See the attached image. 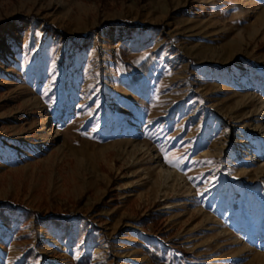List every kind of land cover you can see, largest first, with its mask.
Returning a JSON list of instances; mask_svg holds the SVG:
<instances>
[{"label":"rangeland","instance_id":"374dc122","mask_svg":"<svg viewBox=\"0 0 264 264\" xmlns=\"http://www.w3.org/2000/svg\"><path fill=\"white\" fill-rule=\"evenodd\" d=\"M0 202V264H264V0H0Z\"/></svg>","mask_w":264,"mask_h":264},{"label":"trees","instance_id":"16d2710c","mask_svg":"<svg viewBox=\"0 0 264 264\" xmlns=\"http://www.w3.org/2000/svg\"><path fill=\"white\" fill-rule=\"evenodd\" d=\"M52 25H48V32L51 31ZM153 61V54H150L149 56H147V58L142 61L140 64L138 65H133V64H129L128 66L132 68L133 70V74L131 76V81L132 83L138 82L140 81V79L149 71V67L151 66ZM7 202H0V219L1 221L6 224L7 228L9 229H13L14 227V221L12 219V217L10 216L9 213L6 212L7 210ZM30 214H32V212H30ZM163 215L161 213H153L150 217L147 216H143L141 217V222L143 225H148L150 223L154 224L155 230H158V224H159V219L162 217ZM31 215H27L25 217V219L27 220L28 218H30ZM52 219V217H51ZM58 224V223H56ZM68 223L64 225L65 229L68 230ZM67 232V231H66ZM161 234L162 237H165L166 234L163 231L159 232ZM68 234V232H67ZM166 244H168L169 246H173L174 248H176L178 251L182 252L183 254H188L186 252V250L184 249L183 244L178 240V239H174V238H169L167 241H164ZM146 252L150 255V257L154 260V261H158L159 259V247L158 246H154V247H148L145 249ZM27 258H31V259H36L38 257L37 254H33V251L30 250L27 254H26Z\"/></svg>","mask_w":264,"mask_h":264},{"label":"crops","instance_id":"0c3cea01","mask_svg":"<svg viewBox=\"0 0 264 264\" xmlns=\"http://www.w3.org/2000/svg\"><path fill=\"white\" fill-rule=\"evenodd\" d=\"M16 223V222H15ZM15 223H14V225H15Z\"/></svg>","mask_w":264,"mask_h":264}]
</instances>
